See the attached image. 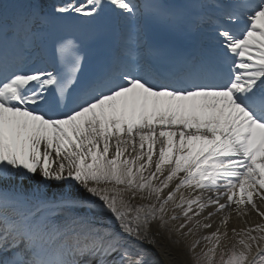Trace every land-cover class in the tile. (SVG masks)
Here are the masks:
<instances>
[{
  "label": "snow or ice",
  "instance_id": "obj_1",
  "mask_svg": "<svg viewBox=\"0 0 264 264\" xmlns=\"http://www.w3.org/2000/svg\"><path fill=\"white\" fill-rule=\"evenodd\" d=\"M159 241L264 264V0H0V264Z\"/></svg>",
  "mask_w": 264,
  "mask_h": 264
},
{
  "label": "bare ground",
  "instance_id": "obj_2",
  "mask_svg": "<svg viewBox=\"0 0 264 264\" xmlns=\"http://www.w3.org/2000/svg\"><path fill=\"white\" fill-rule=\"evenodd\" d=\"M164 244H165L164 241H159L157 247L152 249V251L157 254V257L161 260L162 264H164V262L169 259H172V264H175V260L186 258V257H181V256H176L175 258H169L167 255H162L161 254L162 251L164 253L168 251L167 248L162 247Z\"/></svg>",
  "mask_w": 264,
  "mask_h": 264
}]
</instances>
